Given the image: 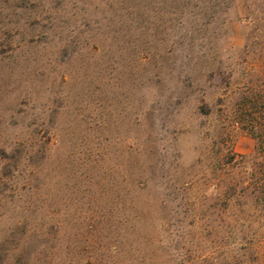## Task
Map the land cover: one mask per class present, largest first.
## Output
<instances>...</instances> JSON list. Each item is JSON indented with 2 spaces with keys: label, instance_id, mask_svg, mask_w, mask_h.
<instances>
[{
  "label": "rangeland",
  "instance_id": "1",
  "mask_svg": "<svg viewBox=\"0 0 264 264\" xmlns=\"http://www.w3.org/2000/svg\"><path fill=\"white\" fill-rule=\"evenodd\" d=\"M262 8L0 0V264H264Z\"/></svg>",
  "mask_w": 264,
  "mask_h": 264
},
{
  "label": "trees",
  "instance_id": "2",
  "mask_svg": "<svg viewBox=\"0 0 264 264\" xmlns=\"http://www.w3.org/2000/svg\"><path fill=\"white\" fill-rule=\"evenodd\" d=\"M245 1L250 2L251 0ZM259 1H261L262 7H264V0ZM261 15L264 16V8H262ZM247 21H252V18L248 16L244 18L242 22ZM246 48H248V46ZM223 82L225 89H229L233 83L232 78L230 80L229 78L228 80L224 79ZM256 86L258 89L254 92H252L253 90L250 91L251 94L253 93V97L249 102V105L243 104L245 107L250 106L251 109H258L259 105L264 106V95H262L264 91V79H258ZM248 90L251 89L248 88ZM248 99L249 98H244V100ZM249 125L250 128L247 126V129L249 130L263 131L254 132L257 145L253 154L250 156L232 154L230 160L226 162L227 164L232 165V169L235 171V178L231 186L228 187V190L230 189L229 191H231V194L229 196H225L224 202L227 204L242 202L245 200V197H250L259 208L264 210V121L257 122L252 120Z\"/></svg>",
  "mask_w": 264,
  "mask_h": 264
}]
</instances>
